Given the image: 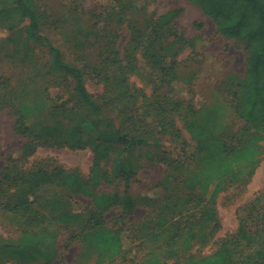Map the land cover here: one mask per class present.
Segmentation results:
<instances>
[{
    "label": "rangeland",
    "instance_id": "rangeland-1",
    "mask_svg": "<svg viewBox=\"0 0 264 264\" xmlns=\"http://www.w3.org/2000/svg\"><path fill=\"white\" fill-rule=\"evenodd\" d=\"M32 1L44 14L43 34L61 47L67 61L98 62L97 48L77 49L69 40L79 21L89 22L98 36L119 26L117 49L122 52L137 39L133 54L140 69L128 80L136 92V113L128 126L137 123L140 128L143 123L137 122L138 117L152 126L157 113L148 115L147 107L159 95L154 55L165 57L164 64H169L177 53L180 79L192 81L189 88L176 86L181 89L173 92L170 85L164 93L192 97L206 131L232 145L245 146L255 135L256 130L234 109L236 86L247 78L244 52L218 33L199 5L189 0H133L134 9L121 10L116 0ZM113 6L116 16L109 23ZM175 13L170 22H163V17ZM28 24V19L15 13L11 0H0V264H177L216 252L225 238L236 233L241 208L257 198L264 204V140L255 167L213 181L191 159L197 157L196 128L187 122L185 126L177 115L182 140L188 144L186 163L166 161L170 153L176 156L177 139L169 131L164 136L167 147L151 148L159 158L155 166L137 169L130 182L113 175L116 150L100 163L94 176V148L99 145L95 115L77 98L74 79L51 72V55L28 38ZM172 26L184 38L183 44L172 46L173 36L160 37ZM87 88L98 100L106 92L105 82L99 79L89 78ZM109 102L107 112L119 124L123 115L117 99ZM28 104L33 109L25 130L19 131L18 113ZM217 106L222 107L219 113ZM77 126L76 137L70 136ZM258 132L264 136V128ZM113 195L132 197L137 203L133 212L119 203L101 212L95 199ZM200 198L203 207L215 206L219 228L204 243L181 249L182 239L171 243V232L188 214H195ZM101 228L122 237L120 253L99 248ZM93 234L95 242L90 239ZM172 248L175 254L169 253ZM152 257L160 261L149 263Z\"/></svg>",
    "mask_w": 264,
    "mask_h": 264
},
{
    "label": "trees",
    "instance_id": "trees-1",
    "mask_svg": "<svg viewBox=\"0 0 264 264\" xmlns=\"http://www.w3.org/2000/svg\"><path fill=\"white\" fill-rule=\"evenodd\" d=\"M121 10L134 9L133 0H116ZM201 7L204 14L210 17L216 24L218 33L234 41L237 49L244 52L247 68V78L239 81L234 92L238 102L235 106L236 113L244 119L250 127L256 130L255 135L245 146L232 145L223 137L215 136L206 131L201 121L197 118V111L193 104V98L182 97L180 93L172 95V92L164 93L167 86L174 85L173 92L184 86L189 88L191 78L180 79V72L176 70L178 63L175 62L177 53H173L171 62L164 64L165 57L154 55L158 67L157 89L159 92L157 101L148 108V115L156 111L152 126H148L144 119L138 117V123H143L137 128V123L128 126V122L134 120L136 108L133 100V89L129 85V77L140 69L139 60L133 54V46L137 39L133 38L124 52L117 49L118 28L98 36L95 27L83 20L77 22L69 33V40L74 42L77 49L95 47L98 50L97 63H86L84 65L70 62L65 59L64 51L54 43L47 35L43 34L44 14L39 6L32 0H11L14 11L22 18L29 21L27 35L34 43L45 47L51 55L50 70L53 73L62 74L74 79L75 94L80 102L95 115V127L98 129L99 145L95 146V175L98 166L103 160L110 159L111 151L118 152L113 160V175L123 177L130 182L139 168H153L158 161V155L151 148L167 147L168 141L165 135L171 131V136L177 139L176 156L170 153L171 165L186 163L190 158L188 155V144L183 139V130L175 115L182 119L184 125L192 123L196 128L195 135L197 143V157H191L207 170V176L213 181H221L222 178L242 174L246 166L255 167L260 143L264 136L258 131L264 128V0H189ZM110 18L107 22L114 20L115 8L112 7ZM178 13L163 17V22L177 16ZM121 21V20H118ZM159 24L153 25V32ZM135 29V28H134ZM168 35L174 37V44L185 42L182 36L177 34L174 26L170 27L160 37ZM110 36H114L111 39ZM99 39H96V38ZM144 48V52H148ZM89 78L99 79L105 82L106 92L99 100L95 98L87 88ZM113 78V79H112ZM181 86L180 88H176ZM112 87H117L113 89ZM182 89V90H183ZM111 94V95H110ZM142 96L147 95L142 91ZM117 99L119 112L123 115L119 124L116 117L107 112L109 101ZM154 105V106H153ZM33 106L22 105L18 113L17 127L24 131L26 121L30 118ZM222 110L217 106V112ZM120 115V117H121ZM97 120V121H96ZM93 126V125H92ZM80 126L70 132V136L77 135ZM76 137V136H75ZM163 159V158H162ZM218 187L215 188L213 196H217ZM203 198H200L198 208L193 215H187L184 223L171 232L170 242L182 239L178 243L182 248H188L194 242L204 243L211 233L219 228V217L215 206H202ZM160 202V201H159ZM101 212L107 210L113 203L122 204L132 213L137 203L130 197L119 198L113 196H99L95 199ZM239 227L235 234L225 238L219 248L209 256L188 257L177 264H264V204L257 198L241 208ZM188 213V212H182ZM182 217V216H181ZM165 220V218H164ZM162 220V221H164ZM207 228H211L209 233ZM96 234V233H94ZM90 237L92 242L97 241V236ZM105 248L112 255L120 253L123 248L122 237L104 228L99 231V248ZM110 247L112 249H110ZM175 254L174 248L169 250ZM159 258L152 257L149 263L159 262Z\"/></svg>",
    "mask_w": 264,
    "mask_h": 264
}]
</instances>
